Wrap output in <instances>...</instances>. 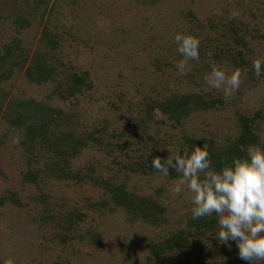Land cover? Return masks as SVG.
I'll list each match as a JSON object with an SVG mask.
<instances>
[{
	"label": "rangeland",
	"instance_id": "1",
	"mask_svg": "<svg viewBox=\"0 0 264 264\" xmlns=\"http://www.w3.org/2000/svg\"><path fill=\"white\" fill-rule=\"evenodd\" d=\"M147 2L0 0V50L5 44L15 48L9 59L14 67L9 69L7 64L0 70V199L13 196L19 201V205L0 204V264L8 258L14 264H249L238 257L234 241L220 255L209 249L200 254V246L206 248L213 238L210 233L192 239L183 251L175 249L158 257L151 254L153 244L162 245L180 231L196 235L188 227L191 194L186 189L180 194L173 191L176 177L125 175L118 162L130 161L132 154L129 150V158L119 154L114 137L134 144L142 133L147 154L164 159L183 146L184 137L197 138L206 147L228 146L239 136L238 116L253 117L260 112L251 129L255 145L264 147V75L256 77L249 67L219 62L228 73L241 72L239 89L225 98L222 89L208 88L203 81L210 70L205 51L199 53V61H189L190 69L181 75L175 65L182 57L173 37L177 32L192 34L201 29L188 17L179 16V9L168 0L152 9ZM188 8L184 10H193L205 26L208 20L215 22L216 17L223 19L237 11V18L249 21L252 32L260 29L263 37L247 39L246 56L264 59V0H197ZM19 18L26 20L22 27L17 25ZM44 33L56 49H51ZM210 36L216 40L218 35L209 31ZM40 55H46L54 72L46 81L33 82L26 74L30 67L35 70ZM167 61L171 65L168 62L165 71L163 62ZM82 72L87 73L92 89L68 95L66 76ZM158 91L163 96L166 92L198 94L219 99L222 105L195 112L180 125L154 110L145 123L147 98L162 97L156 95ZM29 100L59 110L62 118L48 126L43 138L25 144L3 116L9 113L6 104L12 107L14 102ZM141 120L146 124L144 131L138 128ZM67 133L76 138L93 136L101 143L88 141L68 167V172L80 171L92 181L56 179L47 171L53 155L66 149L49 147L51 140H61ZM16 136L18 143L13 142ZM112 176L133 194L160 205L164 209L161 221L155 225L132 219L108 203L107 194L96 185Z\"/></svg>",
	"mask_w": 264,
	"mask_h": 264
},
{
	"label": "trees",
	"instance_id": "2",
	"mask_svg": "<svg viewBox=\"0 0 264 264\" xmlns=\"http://www.w3.org/2000/svg\"><path fill=\"white\" fill-rule=\"evenodd\" d=\"M147 1V5L150 7V9L160 7V4H164L163 0ZM168 1L179 9V16L188 17L189 19H191V22H195V25L198 26L199 29H201L197 33H192V35L197 37L200 41L199 53L205 51L207 59H209V54H211V59L218 64L219 62H225L235 68L249 67L252 69L253 60L248 59V57L246 56V52L249 53L250 49L249 41L247 39L250 38L254 40V37H261L262 35L260 33V29L258 30L256 28L252 32V30H250L249 21L244 19L245 21H247L244 22V20H241L240 18L229 20V16H224L223 19L216 17L215 22L213 20H208L209 26H205L202 21L198 19L193 10L187 12L184 10V7H190V5L196 3L197 0H192L188 4L184 3L185 0ZM247 11L249 14L252 10L248 9ZM174 14H176V11ZM249 16L254 18L252 13L251 15L249 14ZM17 23L19 27H22L24 23H26V20L24 18H19V22ZM130 30L131 28L129 26V31ZM178 30H176V32ZM209 31L213 32L215 35H218L217 38H215L216 40H213L211 36V38L209 37ZM251 32L254 34L252 35ZM44 34L45 36H47L46 33ZM47 41L52 50L57 48V45L55 46L53 40H50L48 38ZM218 41H222V43ZM12 49L15 51V48H11L10 45L5 44L3 45V49L0 50V70H4L7 64L9 69H12L14 67L13 62L10 61L13 59V56L15 54ZM166 52L171 53L170 50H167ZM40 56L42 58H38L34 62L35 70H32V67L29 66L30 70L29 73L26 74V76L30 81H46L49 77L52 76L54 72V65L48 62L46 55ZM48 56L49 59L51 58L52 61L57 62L55 59H53V54L52 57L49 54ZM168 62L169 64L171 63L170 61H167L165 63L163 62V66L165 67V69L164 67L162 69H164L165 71H168L169 69V64H167ZM60 64L61 63H58L57 65L59 66ZM61 67L63 69L64 65ZM262 75H264V73H262ZM90 81L91 80L88 78L86 72H82L81 74L71 73L66 76L64 86L65 91L68 93V95H74V93H80L82 89H92V83H90ZM164 88V86H161V89L164 90ZM166 93L168 95L163 96L162 93L158 91L156 95L160 94L162 95V97L155 99L151 97L147 98L149 100L147 109L145 111V123L146 121H150L151 113L154 110H158L159 113L166 116L167 119L177 125H180V122L183 119L188 118L195 112L210 111L214 109L216 105H222V101L219 99H209L198 94H180L173 92ZM4 104H6V101ZM6 106V111H9V113L7 114L6 112L3 118L7 121L10 127L15 128L18 133L24 138L23 140L25 141V144L33 143V141L38 137L43 138L47 134L48 126L59 121V119L62 118V113L59 110L51 109L32 100L14 102L12 107H9L7 104ZM258 117H260V112L255 113L253 117H247L243 115L238 116L240 123V133L232 144H229L228 146H224L222 148L214 147L211 144L207 145L209 158L216 168H219L221 166L222 161L230 162L233 156L244 155L249 145H255V137L252 134L251 125L254 124L255 120ZM143 121H138V123H142L138 125V128L144 131V128H146V124H143ZM99 129L102 130L103 128ZM136 137L137 141L134 144L121 142L120 136L114 137L116 142H118V144H115L114 146L116 147V150L119 154L124 155L127 158L129 157L126 154V151L129 150V152L132 154V156H130V161H127L124 158L122 161L120 160L121 162H118V165H120V167L123 169L125 175L126 172H137L145 174L158 173L151 167V159L153 155L150 154V152L148 153V155L145 151L147 147L143 138V134L141 133ZM88 141L95 142L97 143L96 145H101V143L98 142L93 136H90V138L88 136H80L76 138L73 136V134L67 133L61 140L57 137L53 138L51 140L52 143L49 145V147L62 149L64 148V146H66V149L64 153L53 155V162L47 168V171L50 173V175L56 177V179H73L74 181H76L75 183L92 181L89 176L83 175L80 171H74L73 173L68 172V167L70 168L71 166V160L80 152L81 147L84 148L86 146ZM196 144L202 146L204 143L194 137H184L182 147L186 148L187 150H191V148ZM109 146H111V144ZM112 152L116 153V151ZM168 177L179 178V174L170 169V175ZM35 179L36 176L33 177V180ZM111 179L112 180L110 181L101 179L96 185L97 188H100L107 194L108 203H111L115 208L123 209L128 215L133 217L132 219L142 220L150 224L156 223L155 225H157L161 221L164 209L160 205H158L152 198L133 194L128 188H125V185L120 182V180H118L116 176H112ZM3 201H8L11 204L19 205V201L13 196L10 198L3 197V199H0V204H3ZM80 215L82 216L83 214L81 213ZM81 216H78V221L81 220ZM189 218L190 220L188 222V227L189 229H192L196 233V235H193V233L190 234L186 231H180L176 236H172L162 245L153 244L151 248V254L154 257H158L164 252H169L175 249L183 251L185 245L190 243L192 239L205 236V234L207 233H210L213 238L212 240H210V243H207L208 246L206 248L204 244L200 246L201 250H198L200 254L203 252V250L207 249H209V251H211L212 253L218 255H220V252L227 251L228 247L225 244H220L216 239H214L216 234L217 220L215 214H213L211 217H202L193 220L191 218L190 212ZM229 243L233 244L234 242L230 240ZM186 254H188L187 251ZM235 264L240 263L236 262Z\"/></svg>",
	"mask_w": 264,
	"mask_h": 264
},
{
	"label": "clouds",
	"instance_id": "3",
	"mask_svg": "<svg viewBox=\"0 0 264 264\" xmlns=\"http://www.w3.org/2000/svg\"><path fill=\"white\" fill-rule=\"evenodd\" d=\"M239 13L232 11L229 20ZM176 51L182 59L175 65L183 75L190 69L189 61H199L200 41L191 33L177 32L174 37ZM210 70L203 76L208 88L222 89L225 98L232 96L241 83V72L231 73L211 59ZM253 73L261 77L264 59L252 62ZM20 137H13L18 143ZM168 151V150H167ZM151 167L164 177L170 169L179 174L173 191L180 194L185 189L191 194V218L211 217L215 214L216 234L214 239L228 245L234 241L238 257L249 264H264V147L249 145L242 156H233L230 162H221L216 168L209 158L206 145H194L191 150L178 147L161 159L154 156ZM4 264H14L8 258Z\"/></svg>",
	"mask_w": 264,
	"mask_h": 264
}]
</instances>
